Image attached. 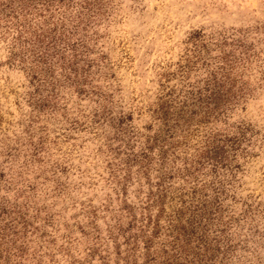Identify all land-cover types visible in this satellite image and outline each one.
I'll return each instance as SVG.
<instances>
[{
    "label": "rangeland",
    "instance_id": "obj_1",
    "mask_svg": "<svg viewBox=\"0 0 264 264\" xmlns=\"http://www.w3.org/2000/svg\"><path fill=\"white\" fill-rule=\"evenodd\" d=\"M0 40V264H264V0H0Z\"/></svg>",
    "mask_w": 264,
    "mask_h": 264
},
{
    "label": "trees",
    "instance_id": "obj_2",
    "mask_svg": "<svg viewBox=\"0 0 264 264\" xmlns=\"http://www.w3.org/2000/svg\"><path fill=\"white\" fill-rule=\"evenodd\" d=\"M89 3V2H88ZM193 36V37H192ZM191 39H193L195 41V38L202 36L201 32L197 31L195 33H193ZM197 40V39H196ZM230 59L226 60V65L219 67V73L222 77L227 78L228 74H229V69L231 68L230 66ZM166 113H164V121H166L167 117L165 116ZM223 141L220 142V140H210L207 142L206 144V148L203 151L201 157L205 160V164L209 165V167L212 168L213 171H217L224 163V161L227 160V156H228V150L225 149V144L222 143ZM222 143V144H221ZM163 151V150H162ZM162 151H159V156L161 154V158L162 160L163 158V153ZM200 209L195 210L196 212L193 214V218H191V222L193 224L199 225L200 222L202 221V215L200 213H198ZM213 257H208L206 259H193L190 261L191 264H218L215 263V261L213 260ZM169 264V263H168Z\"/></svg>",
    "mask_w": 264,
    "mask_h": 264
},
{
    "label": "clouds",
    "instance_id": "obj_3",
    "mask_svg": "<svg viewBox=\"0 0 264 264\" xmlns=\"http://www.w3.org/2000/svg\"><path fill=\"white\" fill-rule=\"evenodd\" d=\"M128 2H131V0H128ZM145 3H148V0H145ZM7 45L3 40H0V60H3L7 57V51H6ZM0 83H3L0 81Z\"/></svg>",
    "mask_w": 264,
    "mask_h": 264
}]
</instances>
